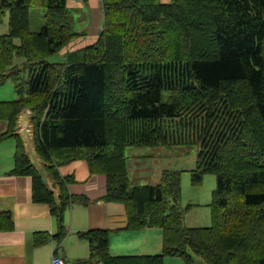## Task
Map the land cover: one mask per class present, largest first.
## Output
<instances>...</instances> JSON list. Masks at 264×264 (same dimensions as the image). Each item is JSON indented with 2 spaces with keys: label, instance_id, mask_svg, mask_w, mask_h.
Masks as SVG:
<instances>
[{
  "label": "trees",
  "instance_id": "obj_1",
  "mask_svg": "<svg viewBox=\"0 0 264 264\" xmlns=\"http://www.w3.org/2000/svg\"><path fill=\"white\" fill-rule=\"evenodd\" d=\"M68 0H0V85L11 80L18 98L0 101L7 123L0 141H16L17 175L33 178V196L57 218L61 242L72 176L59 166L87 160L107 176L106 201L125 205L128 229L163 231L159 254L112 255L107 230L79 235L90 256L76 264H264V0H101L97 38L50 59L80 34ZM46 8L39 32L30 9ZM19 39V43L15 42ZM23 57L22 65L15 57ZM33 112V138L50 185L31 164L18 131L22 110ZM196 147L191 181L216 176L212 225H186L182 171L164 169L158 184L130 187L126 148ZM0 214V230L12 229ZM38 236L37 244L47 240Z\"/></svg>",
  "mask_w": 264,
  "mask_h": 264
},
{
  "label": "crops",
  "instance_id": "obj_2",
  "mask_svg": "<svg viewBox=\"0 0 264 264\" xmlns=\"http://www.w3.org/2000/svg\"><path fill=\"white\" fill-rule=\"evenodd\" d=\"M161 1L169 3L171 0ZM67 4L69 8L91 7V14L100 15V19L92 20V24L97 22L96 28L93 27L87 34L82 31L70 44L73 50H77L97 38L101 29L98 24L103 17L102 2L101 0H68ZM6 88L9 96L0 101H10L14 97L12 88L10 86ZM6 127L7 123L0 120V133H3ZM166 148L163 146L157 152L166 155L177 154L175 150L169 151ZM15 153L14 138L0 141V214L10 215L14 223L12 229L0 230V264H51L52 256L56 252L66 264H76L77 261L86 260L90 256L89 241L79 235L89 230L109 232V247L112 255H149L162 252V229L149 227L129 230L125 205L121 202L104 200L107 176L102 173H92L85 159L72 160L59 166L63 176L74 178L69 186L70 193L89 199L87 203L75 202L66 209L64 217L67 234L59 242L56 239L59 231L58 220L47 202L34 199L32 176L12 173L15 168ZM139 154L150 161H152L151 156L155 158V162L158 161L153 152L145 151ZM163 170V167L154 170V178L157 182L160 181ZM38 236H47L48 239L42 244H37L35 240ZM92 264L105 263L94 261ZM165 264H184V262L179 257H169L165 259Z\"/></svg>",
  "mask_w": 264,
  "mask_h": 264
},
{
  "label": "rangeland",
  "instance_id": "obj_3",
  "mask_svg": "<svg viewBox=\"0 0 264 264\" xmlns=\"http://www.w3.org/2000/svg\"><path fill=\"white\" fill-rule=\"evenodd\" d=\"M74 16V32L82 33L85 31L86 34L94 27L96 28L97 22H93L94 19H100V15L96 13L91 14V7H81V8H70ZM45 14L46 8L42 6H33L30 9V29L32 32H39L45 24ZM4 17V21L0 27V32L5 33L8 31V18L9 14ZM100 28L103 27V17L98 24ZM85 29V30H84ZM16 43H19V39H15ZM87 44V43H85ZM89 44V43H88ZM85 46V45H84ZM73 47L68 44L63 50L54 55L50 61L51 62H61L67 57V53L71 52ZM15 63L22 65L25 61L23 57L16 56ZM10 86L13 90L14 97L10 100H15L18 98V94L15 90V84L13 81L9 80L4 84L0 85V100L3 98H8ZM161 147H128L126 148V155L128 156L129 171H130V187L136 184H153L156 185L157 182L154 178L156 169L163 167V169L181 170L182 171V205L189 208L185 214L186 225L192 227H207L212 225V215H211V202L212 193L216 188V176L211 173H207L204 176L203 181L200 184H193L191 181V170L195 168L197 150L196 147L190 144L177 145L170 147H164L169 151H174L177 154H159ZM150 151L155 153L157 162L155 158L152 161L141 156L139 153ZM135 154H139L135 156ZM149 176V177H148ZM161 176V175H160ZM196 258H200L196 256Z\"/></svg>",
  "mask_w": 264,
  "mask_h": 264
},
{
  "label": "water",
  "instance_id": "obj_4",
  "mask_svg": "<svg viewBox=\"0 0 264 264\" xmlns=\"http://www.w3.org/2000/svg\"><path fill=\"white\" fill-rule=\"evenodd\" d=\"M33 112L31 109L26 108L22 110L19 114L18 118V131L17 134H20L25 142V150L27 155L29 156L31 160V164L36 169V171L41 175L44 182L48 185H50L48 182V176L47 171L43 167V164L45 163L36 152L35 146H34V138H33ZM51 186V185H50ZM195 264H207L204 259L196 258L194 256Z\"/></svg>",
  "mask_w": 264,
  "mask_h": 264
},
{
  "label": "built area",
  "instance_id": "obj_5",
  "mask_svg": "<svg viewBox=\"0 0 264 264\" xmlns=\"http://www.w3.org/2000/svg\"><path fill=\"white\" fill-rule=\"evenodd\" d=\"M51 264H66L63 260V258L61 257V255L59 253H55L53 256H52V261H51Z\"/></svg>",
  "mask_w": 264,
  "mask_h": 264
},
{
  "label": "clouds",
  "instance_id": "obj_6",
  "mask_svg": "<svg viewBox=\"0 0 264 264\" xmlns=\"http://www.w3.org/2000/svg\"><path fill=\"white\" fill-rule=\"evenodd\" d=\"M101 29H102V28H101ZM101 29H100V30H101ZM73 51H74V50H73Z\"/></svg>",
  "mask_w": 264,
  "mask_h": 264
}]
</instances>
